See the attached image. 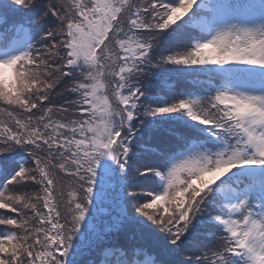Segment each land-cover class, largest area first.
Instances as JSON below:
<instances>
[{"label": "snow or ice", "instance_id": "6c2138e0", "mask_svg": "<svg viewBox=\"0 0 264 264\" xmlns=\"http://www.w3.org/2000/svg\"><path fill=\"white\" fill-rule=\"evenodd\" d=\"M0 264H264V0H0Z\"/></svg>", "mask_w": 264, "mask_h": 264}, {"label": "trees", "instance_id": "16d2710c", "mask_svg": "<svg viewBox=\"0 0 264 264\" xmlns=\"http://www.w3.org/2000/svg\"><path fill=\"white\" fill-rule=\"evenodd\" d=\"M9 70V72H10V74H9V76H4V78L6 79V80H12L13 79V74H12V69H8Z\"/></svg>", "mask_w": 264, "mask_h": 264}, {"label": "rangeland", "instance_id": "374dc122", "mask_svg": "<svg viewBox=\"0 0 264 264\" xmlns=\"http://www.w3.org/2000/svg\"><path fill=\"white\" fill-rule=\"evenodd\" d=\"M3 71H4V76H6V77L9 76L10 73H9L8 69H4Z\"/></svg>", "mask_w": 264, "mask_h": 264}]
</instances>
